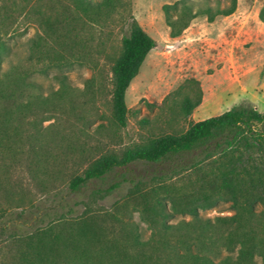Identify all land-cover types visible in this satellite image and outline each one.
<instances>
[{
    "label": "trees",
    "instance_id": "obj_1",
    "mask_svg": "<svg viewBox=\"0 0 264 264\" xmlns=\"http://www.w3.org/2000/svg\"><path fill=\"white\" fill-rule=\"evenodd\" d=\"M125 1L0 0V190L10 194L3 181L20 160L29 162L36 180L60 151L87 156L80 172L47 190L48 207L34 203L37 224L20 235L21 263L264 264V111L243 99L194 120L203 99L196 77L183 79L160 103L141 99L146 113L127 107L126 91L157 42L130 13L123 15ZM236 5L174 0L162 12L174 38L196 17L211 22L232 14ZM117 18H123L124 32L110 66L108 115L97 109L94 75L83 88L61 73L52 76L56 87L31 77L87 62L94 31ZM258 19L264 22V4ZM22 23L36 27L23 61L12 58L8 44L10 31ZM96 114L98 123L90 119ZM132 114L140 133L118 149L75 144L73 134L54 129L72 118L85 129L94 125L117 134ZM94 148L99 150L91 153ZM137 166L142 172L135 173ZM124 183L126 192L110 209L92 207ZM219 203L229 213L200 214Z\"/></svg>",
    "mask_w": 264,
    "mask_h": 264
},
{
    "label": "rangeland",
    "instance_id": "obj_2",
    "mask_svg": "<svg viewBox=\"0 0 264 264\" xmlns=\"http://www.w3.org/2000/svg\"><path fill=\"white\" fill-rule=\"evenodd\" d=\"M172 1L174 0L125 1L127 12L123 15L130 13L157 42L126 91L127 107H140L141 113H146L147 109L140 103L141 99L160 103L183 79L196 77L206 97L193 111L194 120L218 114L243 99L252 101L258 110L264 111V22L258 19V11L264 0H237L232 14L217 16L211 22L205 16H198L180 36L174 38L169 36L162 12V5ZM35 31L36 27L27 23L19 24L10 31L8 44L12 48V58L22 60L26 56L27 37L32 36ZM123 32L124 20L117 18L111 24L94 31L87 62L53 69L48 75L32 73L31 77L45 88L50 85L56 87L52 76L61 73L67 76L73 86L83 88L85 78L94 75L99 86L96 95L97 109L108 115L110 66L120 50ZM215 89L221 90L223 99L219 98ZM90 119L97 120V114L90 116ZM136 121V116L130 115L127 126L117 134H113L112 130L111 134L101 133L94 125L85 129L72 118L63 119L54 125V129L73 134L70 139L75 144L85 147L99 145V149H118L137 139L140 130ZM49 123L47 121L44 125ZM107 128L114 129L108 124ZM99 149L94 148L91 153H96ZM57 156V161H49L46 175L38 172L36 180L31 177L33 167L26 159L20 160L9 169L3 183L11 192L7 194L0 190V264H22L19 257L24 243L20 235L31 231L37 224L34 219L39 211L34 208V203L48 207L47 190L61 187L69 177L80 172L87 157L78 152L63 154L62 151ZM134 171L142 172L141 166L135 167ZM43 177L45 180L41 181ZM91 187L89 184L84 192H88ZM127 187L128 184L124 183L105 199L93 203L92 207L110 209L126 192ZM82 196L84 197L83 194ZM82 196L78 198L81 199ZM81 209L80 205L78 211ZM227 213L229 209L226 203L200 211L204 217ZM134 217L138 219L137 215ZM141 226L144 235H147L145 224L141 223Z\"/></svg>",
    "mask_w": 264,
    "mask_h": 264
},
{
    "label": "crops",
    "instance_id": "obj_3",
    "mask_svg": "<svg viewBox=\"0 0 264 264\" xmlns=\"http://www.w3.org/2000/svg\"><path fill=\"white\" fill-rule=\"evenodd\" d=\"M215 92L217 93V95L219 96V98H222V99H223V97H222V93H221V90H219V89H215ZM205 97H206V95L204 96V94H203V98H205ZM236 103H237V102H236ZM233 104H235V103H233ZM233 104H232V105H233ZM232 105H231V106H232ZM228 108H229V107H228ZM228 108H227V109H228ZM200 120H201V119H200Z\"/></svg>",
    "mask_w": 264,
    "mask_h": 264
}]
</instances>
